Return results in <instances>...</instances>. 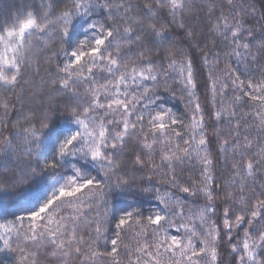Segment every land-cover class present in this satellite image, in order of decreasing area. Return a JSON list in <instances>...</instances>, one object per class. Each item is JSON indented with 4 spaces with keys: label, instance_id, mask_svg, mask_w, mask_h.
Instances as JSON below:
<instances>
[{
    "label": "snow or ice",
    "instance_id": "obj_1",
    "mask_svg": "<svg viewBox=\"0 0 264 264\" xmlns=\"http://www.w3.org/2000/svg\"><path fill=\"white\" fill-rule=\"evenodd\" d=\"M3 199L16 264H264V0H20Z\"/></svg>",
    "mask_w": 264,
    "mask_h": 264
},
{
    "label": "trees",
    "instance_id": "obj_2",
    "mask_svg": "<svg viewBox=\"0 0 264 264\" xmlns=\"http://www.w3.org/2000/svg\"><path fill=\"white\" fill-rule=\"evenodd\" d=\"M20 0H0V17L11 15L17 7ZM182 110L181 105H177V111ZM46 183L41 181L38 185H33V190L44 191ZM15 211L14 202L11 199L0 200V215ZM16 255L12 253H0V264H16Z\"/></svg>",
    "mask_w": 264,
    "mask_h": 264
}]
</instances>
